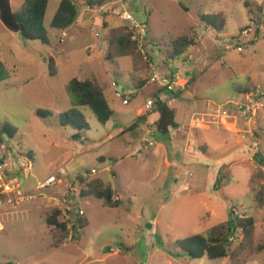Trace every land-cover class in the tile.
<instances>
[{"label":"rangeland","instance_id":"1","mask_svg":"<svg viewBox=\"0 0 264 264\" xmlns=\"http://www.w3.org/2000/svg\"><path fill=\"white\" fill-rule=\"evenodd\" d=\"M61 1L50 0L45 16L49 43L10 30L0 16L4 65L0 144L5 145L0 158H7L12 173L25 177L21 189L27 196L19 206L0 213L5 226L0 232V264H264V197H258L264 192V95L258 97L257 122L247 138L217 132L214 126L204 133V128L194 126L191 134L188 116L172 129L159 130L147 119L160 108L147 107L149 99L159 100L152 95L154 83L144 89L135 87L133 59L108 60L105 56L108 31L129 25L121 17L127 11L147 23L146 50L158 66L157 73L198 78L194 84L198 98L188 101V110L196 108L199 113L193 115L195 119L214 125L211 121H220L217 112L226 108L245 116L249 109L227 103L246 105L245 94L264 93V36L242 52L237 50L242 42L234 38L244 28L264 22V0H104L99 4L104 5L102 10L98 4L89 7V1L76 0L81 10L85 5L90 9L88 18L56 29L52 21ZM23 2L11 0L13 9L20 11ZM218 13L227 17L222 32L204 19ZM188 31H196V44L169 59L167 45ZM50 57L58 68L54 76L49 71ZM148 69L138 72L140 84L147 75L150 78ZM94 74L107 86L115 116L101 124L89 107H79L89 129H76L68 120L62 124L61 114L75 107L69 82ZM239 87L246 88L240 92ZM116 90L124 92L129 104L116 96ZM40 110L49 114L40 116ZM139 110L144 117L141 121ZM209 110L215 113L209 115ZM6 126L16 130L14 136L4 131ZM149 141L155 145L145 148ZM254 155L258 157L255 165L250 162ZM60 166L68 171L66 183L37 190L38 182ZM82 174L102 178L115 189L120 205L109 208L95 197L83 198L80 204L89 223L55 247L46 224L47 211L66 199L68 185L79 194ZM233 211L236 216L255 219L253 234L233 245L227 258L188 257L180 242L228 222Z\"/></svg>","mask_w":264,"mask_h":264},{"label":"trees","instance_id":"2","mask_svg":"<svg viewBox=\"0 0 264 264\" xmlns=\"http://www.w3.org/2000/svg\"><path fill=\"white\" fill-rule=\"evenodd\" d=\"M50 0H24L21 5L20 11H14L18 19L20 33L23 37L41 41L42 43H49L48 32L45 29V16L49 7ZM90 5L101 4L102 2H95L89 0ZM80 16V7L76 0H62L60 6L53 18L52 27L56 29H66L72 26ZM222 18L221 13L204 16L208 24L211 25L216 31L222 32L227 24V17L224 14ZM197 33L196 31L185 32L178 37L172 39L167 45V55L169 59L178 58L182 53L186 52L191 46L196 44ZM106 59L115 60L122 57H131L133 59V72L131 73L134 86L142 89L144 84L147 83L148 78H145V83L140 84L138 72L142 69H148L152 63V59L145 60L143 55L138 50L136 41L132 38V31L128 25L119 27H112L108 31L106 38ZM0 60V75L4 65ZM49 71L52 76L56 75L58 68L53 57L49 58ZM87 79L73 78L67 89L74 99L75 107L71 110L61 114L63 120L73 125L76 129L85 130L89 129L88 121L84 114L78 109L79 107H89L99 120L101 124H106L114 115L115 111L109 104L106 95L107 86L103 85L96 74ZM247 87V86H246ZM236 88L237 91H242V88ZM241 89V90H240ZM157 99L160 100L158 96ZM162 103V102H161ZM160 103V128H167L172 123L165 121L166 115L173 112L169 110L167 105ZM38 115L47 116L49 112H37ZM144 117L139 116V120ZM139 122V121H138ZM133 124L127 130L131 131L137 126ZM4 131L13 136V132L7 126ZM257 160L258 157L254 155ZM262 160V159H261ZM81 177V176H80ZM79 197L80 200L88 197H95L104 202V205L109 208H117L120 205L119 200L116 198L115 189L106 185L102 178H95L84 180L80 178L79 183ZM76 197V198H77ZM263 199L264 192L258 196ZM88 220L86 218L78 220L76 223L71 224L69 220L64 217L62 208L54 206L47 211L46 224L50 229V233L54 238V246L59 247L68 234L75 236L87 226ZM89 223V222H88ZM255 219L252 217H239L235 212L228 222L220 223L209 229L207 234L199 233L180 242V247L191 259H202L207 257L210 260L223 259L231 256L233 253V245L239 243L238 241L247 240L254 232ZM237 236L238 241L231 242L230 238ZM240 241V242H241Z\"/></svg>","mask_w":264,"mask_h":264},{"label":"built area","instance_id":"3","mask_svg":"<svg viewBox=\"0 0 264 264\" xmlns=\"http://www.w3.org/2000/svg\"><path fill=\"white\" fill-rule=\"evenodd\" d=\"M122 19L129 22V28L132 31V38L136 41L138 50L143 55L145 60H149L150 56L146 50V43H147V33L148 29L147 26L141 22H139L136 18L133 17L132 14L125 11L121 13ZM256 25V23H255ZM264 36V22L259 23L256 27L248 26L244 28L241 33L235 37L234 39H238L241 41V45L237 47V50L242 52L244 51V47L250 46L252 43L258 41L261 37ZM231 47L227 46V49ZM149 70H151V77L150 80L153 83H158L163 89L167 92H176V87L174 80L170 77H161L159 73H157L156 66L151 63ZM113 86L117 87L118 83L113 82ZM264 93H256V94H245L246 100L248 104H242L238 101H233L228 104H234L235 107L239 110H246L249 109L250 114H253L257 110V106L261 103L259 98ZM116 96L119 98H123L124 104H129V99L124 98V92L116 90ZM259 97V98H258ZM258 99V100H257ZM163 101L156 100V99H149L147 102L148 109H152L153 107L160 105ZM162 104V103H161ZM227 104V105H228ZM229 109L226 108L223 110L222 114L227 115ZM155 143L153 141H149L145 144V148L153 147ZM1 147L4 149L5 145L1 144ZM142 146L136 147V151H140ZM25 161L27 162V166L29 169L32 168V163L29 158L25 157ZM12 168L7 161V158H0V212L7 210L9 208H15L19 206L22 202H24L27 196L22 192L21 189V181L20 177L16 175L14 172L12 173ZM96 171L93 170V173ZM68 171L64 166H60L57 168L52 174H50L45 180L38 182L36 189L43 190L47 189L48 187L66 183ZM81 177L84 180L92 179L90 174H82ZM66 180V181H65ZM70 192L66 195V199H62V203L60 207L62 208L64 217L71 222V224L76 223L80 219L85 218V211L81 207L80 199L77 197L78 195L74 192L75 187L73 185H68ZM77 197V198H76ZM71 205L72 207L68 206ZM5 229L4 224L0 221V232ZM237 236H232L230 238L231 242L238 241Z\"/></svg>","mask_w":264,"mask_h":264},{"label":"crops","instance_id":"4","mask_svg":"<svg viewBox=\"0 0 264 264\" xmlns=\"http://www.w3.org/2000/svg\"><path fill=\"white\" fill-rule=\"evenodd\" d=\"M88 1L89 0H87V2ZM100 1L102 3L104 2V0H100ZM95 2H99V0H97ZM83 4H85V3H83ZM11 6H12V4H11ZM88 6L92 7L91 5H88ZM88 6L85 5V6H83L82 10L80 9V16L78 18V21L81 18H88V15L90 12V9L88 8ZM98 6H99V4H98ZM99 8L102 10L104 8V5H100ZM13 11H15V10L13 9ZM142 23H144V22H142ZM144 24H146V26H147V23H144ZM107 29H109V28H107ZM147 38H148V35H147ZM106 48H107V46H106ZM105 53H106V50H105ZM191 58H192L191 54H188V59L191 60ZM153 61L154 60L152 59V63L156 66V69L158 71V66ZM148 73L150 74V77H151V70L148 69ZM170 73L171 72L166 71L165 76H163L161 73H159V74L161 77H167L168 75H170ZM170 76L172 77V79L174 80V83H175V87H176L175 93L174 92L173 93L167 92L165 89H163L156 82L154 83V86L152 87L153 88L152 95L153 96L155 95V97L158 96L160 98V100L163 99L162 103L166 104V102H167V105L171 109H173L176 113L175 118L173 115L174 111L172 114L168 113L166 115L165 121L172 123V125H169L167 127L168 129L171 126L174 127V125H175V127H176L177 125L181 124L180 122L182 120H185L186 116H188L189 119L186 123H189L191 125V128H190L191 134H193V132L195 131L194 126L200 127L199 129L204 128V129H202L203 133H204V131L206 132L208 130H213V126H214V127H216L217 132L220 129L219 130L220 132H222L221 130H223L224 132H227L229 135H233V137H235V138H239L240 136L243 138L244 137L247 138V134L252 132L254 124L257 122L255 120V117L258 114L257 110L253 114L249 113V114L244 116L238 110H230V111H228L227 115H223L222 112L224 109H222L220 113H219V111L217 112V118H219L220 121H216V122L211 121V123L214 124L211 126H210V124L209 125L201 124L200 121H198V119H195L194 118L195 116H193V115L199 114L198 111L195 110L196 108H194L193 111L188 110V105L190 103L188 101L189 100L194 101L195 99L198 98L197 95L195 96L196 91L194 89V84L197 83L198 78H196V79L192 78V77L189 79H188V77L187 78H180V76L178 77V73H174V72H172V75H170ZM147 78H148V81H147V83L144 84L143 89L147 88L150 83H153V82H151L148 75H147ZM125 89H127L126 86H125ZM159 110L160 109L155 110V112L153 114H151L150 116H148L147 119H148L149 123L153 122L154 124L157 125L158 129L161 130L160 124H159L160 119H161V114H160ZM212 111L213 110H209V115H213ZM200 112H203V110ZM213 113H215V111H213ZM141 115H142V112H141V110H139L137 113V118ZM182 118H184V119H182ZM226 125H227V127H226ZM167 128H164V129H167ZM170 129H172V128H170ZM196 131L198 133L201 132V130L199 131L197 129H196ZM12 132H13V136H14V134L16 133V130H14ZM239 143H242V142H239ZM1 144H0V153L2 152ZM247 144H248V147L251 146V143L247 142ZM237 145H238V142L236 143L235 146H237ZM228 148H230V146ZM255 160L256 159L254 157H252L250 159V162H252L253 165H255L256 164ZM18 176L20 177L21 183L26 182V179L24 176H22V177L20 175H18ZM56 205L59 206V204H56Z\"/></svg>","mask_w":264,"mask_h":264},{"label":"water","instance_id":"5","mask_svg":"<svg viewBox=\"0 0 264 264\" xmlns=\"http://www.w3.org/2000/svg\"><path fill=\"white\" fill-rule=\"evenodd\" d=\"M0 16L3 21V23L13 31H20V27L18 24V19L15 16V13L13 11V8L11 6V1L10 0H0ZM112 162V164H114ZM111 164V165H112Z\"/></svg>","mask_w":264,"mask_h":264}]
</instances>
